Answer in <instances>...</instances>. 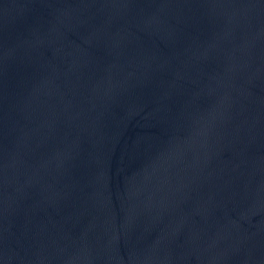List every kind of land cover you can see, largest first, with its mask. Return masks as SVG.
Instances as JSON below:
<instances>
[{"label": "water", "instance_id": "obj_1", "mask_svg": "<svg viewBox=\"0 0 264 264\" xmlns=\"http://www.w3.org/2000/svg\"><path fill=\"white\" fill-rule=\"evenodd\" d=\"M0 264H264V0H0Z\"/></svg>", "mask_w": 264, "mask_h": 264}]
</instances>
